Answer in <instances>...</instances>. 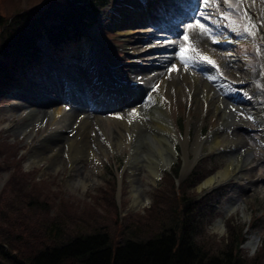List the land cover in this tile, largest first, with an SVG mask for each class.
Masks as SVG:
<instances>
[{
	"label": "rangeland",
	"instance_id": "374dc122",
	"mask_svg": "<svg viewBox=\"0 0 264 264\" xmlns=\"http://www.w3.org/2000/svg\"><path fill=\"white\" fill-rule=\"evenodd\" d=\"M44 1L0 0V14L9 15L10 11L18 6L19 10L27 9L41 5ZM145 1L143 6L131 8L135 0H110L108 5L100 10L97 23L88 30V45L83 44L78 49H69L62 54L53 55L49 52L46 42L40 41V46L48 51L44 68L31 76H21L18 79L19 85L15 84L6 91H0V194L7 196L14 207L23 210V196L29 194V189L36 191L45 203L48 210L46 212L53 216L58 214L64 221L76 223L81 230H90L91 227L110 229L114 225V219L119 222V219L127 217L135 225L148 224L154 231L159 229L158 226L166 225L170 212L179 206L180 200L176 192L187 179L183 189L185 195L198 194L202 197L209 192L215 193L211 202L214 208H208H211L210 214L207 215L209 217L206 216L209 220L203 222L200 231L201 242L209 245L214 251H223L226 249L225 245L229 241L233 225L245 240H250L253 236L258 237L255 250L245 242L239 253L244 255L249 263L255 261L261 264L264 262V121L261 122L252 113L236 107L228 108V115L223 121L220 112L209 99L196 96L187 86L191 83L190 77L183 78L186 83L177 85L176 81L180 80L181 75L172 71L169 66L171 58L162 48L149 53L142 52L144 44H159L162 47L167 39H178L185 33L179 34L182 31L178 25L175 29V23H172L174 11L180 19H187L184 21L185 25L199 21L211 30L213 36L218 37L211 42L207 33L199 29L194 38L188 37L192 46L204 44L213 48L216 54H219L223 47L233 49L234 47L225 44L221 37L224 32L231 39L234 38L224 23L230 10L229 4L226 0ZM232 2L233 14L236 15L237 21L242 18L250 20L249 25L243 26L245 30L242 32L250 41L254 67L245 66L238 54L231 50L229 55L235 65L227 62V69H231L235 79L249 88L245 104L255 108V100H252L251 96L257 91L264 102V0ZM118 5L129 7L127 12L117 11L121 23L118 28L139 31L123 36L117 31V27L107 23L108 12ZM138 8L140 10L136 11ZM138 13H145L148 22L142 23V14ZM160 26L173 32V35L161 32ZM179 44L177 41L178 47L173 49L175 59L190 68L197 67L195 62L207 66L203 60L193 57L194 53L192 58V52H186ZM128 47L137 48V54L129 53ZM101 51L109 53V63L120 71L119 74L109 68L111 64H106ZM135 62L137 66L133 67ZM104 69L109 70L114 77H119L129 87L139 73L150 76L157 71L169 70L165 100L178 139L173 141L174 158L161 167L156 177L149 175L143 163L145 158L141 156L138 161H129L126 144L121 142L114 146L101 129H97L95 133V157L81 161H74L73 157L65 152L66 141L55 136L57 131L52 128L50 118H41L33 128L26 132L21 131L24 124L34 120L32 115L27 118V111L33 110L34 107L28 106L25 111L21 109V105H27L26 100L37 101L45 108L54 104L57 108H62V112L88 108L86 104H90V101L83 91V76L96 74L98 71L102 73ZM202 76L204 77L203 74ZM147 79L151 80L150 77ZM205 79L211 83L206 77ZM109 89L106 90V97L115 106L113 111L123 109V93L118 96L113 86ZM63 91H66L65 96L62 95ZM227 93L224 89L223 95L226 96ZM145 96L148 100L151 99L150 93ZM119 103L121 105H118ZM89 112L90 116H98L99 111L90 109ZM62 124L66 122L62 121ZM111 128L124 131L117 125ZM215 131L219 144L212 146L210 142ZM48 136H52V142H59L62 152L51 154L46 150L44 159L35 160V163L30 164L31 156L35 150L45 145L43 140ZM239 150L251 154H247V158L251 159L249 162L247 160L241 170L243 177L239 176L240 170L229 169L228 176L223 178L226 182L221 184L222 180H219L217 173L227 167L230 158L238 156ZM54 160L60 163L55 171L51 167ZM181 161L187 163V167L181 169L183 172L180 170L177 175L175 170L179 168ZM198 162V167L193 171ZM132 169L136 172L134 176ZM215 174L218 179L208 186L203 184ZM79 175L87 179V186L72 184ZM132 182L137 185V193L143 199L140 207L132 204ZM9 200L5 197V202ZM228 205H236V209L225 218L223 212ZM114 215L117 217L113 218ZM219 218H223V228L216 229ZM231 249L233 250L234 246Z\"/></svg>",
	"mask_w": 264,
	"mask_h": 264
},
{
	"label": "trees",
	"instance_id": "16d2710c",
	"mask_svg": "<svg viewBox=\"0 0 264 264\" xmlns=\"http://www.w3.org/2000/svg\"><path fill=\"white\" fill-rule=\"evenodd\" d=\"M107 3L48 0L0 14V91L15 82L19 70L40 67L39 40L46 39L55 50L77 45L94 24L98 8ZM187 181L179 187L178 210L174 208L167 224L154 231L127 217L114 219L110 229L81 230L76 223L46 212L36 191L29 189L31 195L23 196V210L0 194V264H255L239 253L240 234L233 225L223 251L201 242L200 231L209 220L208 208H214L215 193L196 201L183 191Z\"/></svg>",
	"mask_w": 264,
	"mask_h": 264
},
{
	"label": "bare ground",
	"instance_id": "6f19581e",
	"mask_svg": "<svg viewBox=\"0 0 264 264\" xmlns=\"http://www.w3.org/2000/svg\"><path fill=\"white\" fill-rule=\"evenodd\" d=\"M226 1L229 4L230 10L228 11V15L225 18L224 23L227 26L229 34L232 32L234 38L231 39L229 35H226L224 32L221 37L223 42L233 46V49L223 47L220 52L221 54H216L217 52L214 51L213 48H209L204 44L192 46L190 41L185 39V36L187 35L188 37L194 38L199 29H202L207 33L209 41L218 38L213 36L211 30L205 24L199 21H193L186 25L184 22H178V24H175V29L177 27L176 25H178L182 31L179 34L185 32L178 39L169 38L167 39L168 41L166 44H163L162 47H160L159 44L152 46L144 44V50L142 52L149 53L155 51V49L162 48L164 52H166V55L171 58L169 66L172 71L178 72L181 75L180 80L176 81L177 85L186 83L183 78L186 76L190 77L191 83L187 86L192 89V92L196 96L204 97L205 100L209 99L215 109L220 112L223 121H225L226 116L228 115V108L230 107H236L237 109L241 108L248 113H252L258 120H261L264 116V102L261 100V95L255 94L251 96V99L255 100L256 104L255 108H253L245 104L247 103L248 95L246 94H248L249 89L245 87L246 85L244 87H238L237 89L231 90L233 86L232 84L239 82V80L235 79V75L232 74V70L227 69V62L235 65V61L229 55L231 50L238 54L239 59L242 60V63H244L245 66L253 68L254 58L251 52L250 41L248 37L240 31V25L236 19L237 17L233 14L234 3L232 0ZM145 2V0H135L134 5L131 8L137 5L141 7ZM120 5L113 7V11L110 10L107 14V23L112 27L118 28L121 25L119 22L120 14L117 13V11L127 12L129 10V7H126V5L124 7H121ZM139 10L140 8L136 9V11ZM139 14L142 13H138V15ZM174 16L177 18V15ZM142 17V23H147L148 16L146 15L145 18L144 13L142 14ZM172 19L175 20L174 17H172ZM181 21H183V19ZM198 23L203 24L205 27H198ZM190 24L192 25L191 27L188 26ZM160 29V31L164 32L166 35H173V32L165 30L162 26H160ZM117 31L123 36H129L139 30L133 31L130 28H118ZM177 41L180 43V48L184 49L186 52H192V54H190L191 57L195 54L193 57L199 58L200 60L210 58L207 60L212 61L213 64L219 67L218 73L201 63L199 64L195 62L197 67L190 68L183 65L179 59H175L173 49L178 47ZM127 50L133 55L137 54V48L128 47ZM133 57L138 59L137 56ZM136 66L137 63L135 62L133 67ZM168 72L169 70L163 72L157 71L152 73L150 76L139 73V76L133 80L131 87L122 85V83L106 69H104V72L102 73L98 71L97 74H86L83 76V88L88 98L91 100V104L98 107L100 111L98 116H90V112L87 113L84 110L62 112V108H57L54 104H50L45 108L44 105L38 104L37 101H31L28 99L25 102L27 105H21V109L22 111H25L28 106L34 107L33 110L27 111V118L32 115L34 120L31 123L24 124L21 127V131L26 132L33 128L41 118H50L52 128L57 131L55 136L57 138H64L66 141L64 147L65 152L69 153L73 157L74 161H81L95 157L96 153L93 149V144L97 141L95 133L97 129H101V131L110 138L114 146L119 145L121 142L126 144L129 161H138L141 156L145 158L143 163L146 165L149 175L156 177V175L160 173L161 167L163 165L165 166L171 159H173V141L178 139V134L174 126L175 124L173 121H170L171 117L168 114L165 100V94L168 91ZM148 76L151 78L150 81L147 79L149 78ZM205 77L210 80L211 83H209ZM152 83L154 85L153 87ZM108 85H113L119 90L122 87L124 88L121 89V92L126 97L125 98L123 96L122 103L124 104V107L122 110L112 111L111 106H105V104H103V101H106L107 99L100 96L102 89H104L100 86L105 87ZM224 89L228 92L226 96L223 95ZM142 93L144 94L142 95ZM148 93H150L151 96L150 100L145 97V94ZM99 101L103 103L99 104ZM62 121H65L66 124H62ZM116 125L123 128L124 131L120 129L112 130L111 127ZM65 133H67V135H65ZM216 134L217 132L215 131L211 138L210 144L212 146L219 144V139ZM51 137L52 136L46 137V139L43 140L45 145L40 149L35 150L34 154L31 156L30 164L35 163V160L44 159V153L46 150H48L51 154H60L62 152L59 142H52ZM195 153H197V149L195 150ZM245 156L246 153H244L243 156L230 158L227 167L217 173L219 175V180L228 176L229 169L242 167L246 161L245 159H247ZM58 163V160L51 162L53 171L58 169ZM185 165L187 167V163ZM132 175H136L135 169H132ZM218 175L209 178L203 184L208 186L213 183L215 179H218ZM72 184H80L85 187L87 186V179L79 175ZM137 188V185L132 182V204L136 207H140L143 204V199L138 195ZM233 210H235V207L232 205H228L226 208L227 214ZM219 227L220 223L218 222L216 223L215 228L217 229ZM248 244L252 246L255 245V243L251 242Z\"/></svg>",
	"mask_w": 264,
	"mask_h": 264
},
{
	"label": "snow or ice",
	"instance_id": "6c2138e0",
	"mask_svg": "<svg viewBox=\"0 0 264 264\" xmlns=\"http://www.w3.org/2000/svg\"><path fill=\"white\" fill-rule=\"evenodd\" d=\"M188 26L191 27L192 25L190 24V25H188ZM198 27L203 28V27H205V26H204L203 24H199V23H198ZM185 39H186V40L188 39V36H187V35L185 36ZM208 63L211 64V63H213V62L209 60Z\"/></svg>",
	"mask_w": 264,
	"mask_h": 264
}]
</instances>
